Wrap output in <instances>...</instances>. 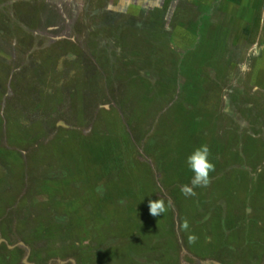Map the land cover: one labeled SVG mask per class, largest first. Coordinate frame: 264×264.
Instances as JSON below:
<instances>
[{"label": "rangeland", "instance_id": "obj_1", "mask_svg": "<svg viewBox=\"0 0 264 264\" xmlns=\"http://www.w3.org/2000/svg\"><path fill=\"white\" fill-rule=\"evenodd\" d=\"M249 1L251 6H249L248 17L241 18L239 15L234 19L232 16L229 17L228 11H226L230 6L229 3H233L232 0H184L175 4L173 10L170 9L172 2L169 3V0L164 1L161 6H152V4L155 5V1L152 0L150 3L148 2L150 6H144L141 0H0V64L5 69L0 74V97L6 100L0 104V127L3 126L4 130L5 128L10 129V124L5 122L12 121L15 131L10 141L17 147V150L8 148L11 151H4L0 148V154H5L9 158V165H4V158L0 160V207H2L0 223L6 217H11L8 237L10 236V240L14 243L12 244L9 240L6 242L2 238L4 243L1 244L13 246L14 251L25 247V244L23 246L19 244L23 241L16 242L18 237L15 234L18 233L17 228L21 223V231L24 233L22 236L29 233L41 235L44 231L54 237L57 234V229H64V234L67 236L64 243L69 246L66 253L70 252L73 247L80 251H93L95 249L93 246H99V243L93 240L90 243L85 241L81 243L78 235L77 237L69 235L71 230L75 228L77 231V228L80 227V223L75 224L73 217L65 216L60 211L47 210L46 213L49 216L45 218L46 215L41 210L26 209L20 205L24 198L29 203L32 197L38 195L39 188L32 186L31 183L55 175V171L51 168L41 166L44 160H50L45 157L46 155L50 154V157L56 158L53 152L48 151V145L52 144L60 134L62 137L68 138L66 141L79 140L78 138L90 135H93V139H95L94 137L97 138L104 134L111 138L121 137L125 134L129 141L128 144L115 142V146H117L114 147L116 150L122 149L125 154L131 152L136 156L137 152H141V147L137 148L136 153L130 149L132 136L138 137L139 144L144 143V147L145 145L156 147V149L157 147L161 149V146L166 147L162 142L167 143L169 139L176 138L182 133L178 127L165 126L161 123L164 116L160 114L159 109L165 105L164 97L169 96L168 106L174 107L173 110L168 109V115L173 114L175 108L179 114L182 113L179 111V105L176 104L178 107L173 106L175 94L172 95V91L176 89V95H180L183 85L180 78L174 75L169 67L175 66L183 73L193 76L192 71L184 70L183 67L181 69L182 57L178 59L173 57L175 56L174 51L180 49L179 53L184 52L182 50L190 47L191 43L192 50L193 42L197 41L200 46L205 45L206 41L203 37L207 32L209 35L213 33L211 35L213 37H218L219 43H224L226 37L227 46H230L231 50H233L232 46H241L240 57L232 59L233 64L235 65L236 62V64L239 63V66L238 69L235 68L236 72L232 71V73L241 72L242 74L237 77L235 82L231 79L232 83L227 82L222 87L225 89L223 92L225 96L231 97L236 103L235 108L234 110L228 108V112H225L226 107L218 108L220 113L218 121L223 120L221 112H224L225 115L232 116L234 123L240 122L248 125L243 121L245 115L240 111L242 107L253 106V104V110L256 113H261L262 110L254 103V98L259 97L256 96V93H264L263 78L262 82L260 81V74H264V0ZM30 4L39 6L41 14L39 21L35 26L33 25V33L28 29H23L24 40L27 38L26 33L34 34L35 37L32 40L34 45L29 50L30 59L27 62L29 64L31 61L34 65L28 71L29 73H25L21 72L22 69L18 66L20 65L19 60L18 58L14 59L11 51V48H15V44L21 38L20 33L16 31V26L11 22H17L20 28L21 26L28 28L25 23H21L18 12V18L13 13L16 11H14L16 6L25 9L29 8ZM4 13L13 14L15 17V19H10V27L6 25L9 18L4 17ZM53 15L55 17H52ZM245 22L251 25V32L243 31ZM115 26L121 31L122 40L128 42L127 45L120 42H118V46L114 45V39L111 38L114 35L113 28ZM108 28H111V32L106 30ZM196 28H198L199 35L193 37L191 34L194 35L197 31ZM11 31L12 33H10ZM230 31H232L231 34ZM226 33H228L229 39ZM232 39L235 42H232ZM36 40L37 42H35ZM165 43H171L168 46L170 52L168 51L167 59ZM111 44L113 47L110 51L108 47ZM173 44H177L180 48H174ZM53 45L54 47H52ZM212 46L217 47L218 43H213ZM206 48L208 47H200V52ZM119 49L121 51L116 54L114 51ZM47 54L50 55L51 61H48L44 66L43 59H46ZM82 57L86 59V63L84 62L82 67L75 66V63ZM255 61H258L257 65L254 64ZM254 68L256 70L251 73L252 77L247 78L246 71ZM59 74L62 76L57 80L55 75ZM158 76L162 77V84L157 87ZM175 79L177 80L176 85L174 84ZM47 81H49L48 85H46ZM155 88L161 93L156 102L149 100L150 105L145 103L143 107L137 106V103L140 104L142 100H146V93L155 90ZM32 91L36 98L30 94ZM245 91L254 93V96L240 98L239 101L238 97H241ZM17 94H21L20 100L28 104L26 108L7 104L8 101H13ZM46 94L48 96L45 97ZM31 96L34 102L37 101L36 104H33ZM215 98L214 102L217 100ZM221 102L219 99V102L216 103L220 104ZM239 113L240 115H238ZM188 114L180 115L185 117ZM245 118L249 123H253L250 115L247 114ZM224 121L227 122L225 119ZM259 123L264 124V118ZM218 135H220L219 132ZM57 143L59 142L57 141ZM68 150H72L69 145ZM42 155L44 159H42ZM153 156L149 153L148 157L137 158L147 162L146 165L152 170L151 173L155 172ZM12 157L20 158L18 167L12 164V160H14ZM32 157H35L34 161H32ZM32 166L39 167V178L32 179L33 176L29 172L32 171ZM15 171L22 175L21 182L23 184L15 186L18 179L15 178ZM3 172H5L4 175ZM159 177V174L158 178L153 176V182L157 189L151 193L153 195L150 200H163L167 207V211L163 214L169 217L165 219L163 214L153 217L150 215L148 207L146 210L140 209L139 213L132 211L133 220L139 218L137 225L145 227L149 234L155 238L150 240L154 245L150 244L147 248V252H151L152 256H150V261L144 259L140 261L141 264H158L157 261L163 258V264H177L175 259L178 258V254H180L178 264H239L238 259L242 264H260L264 253V200L262 198L263 203L257 201L259 208L250 209L245 198L234 201L232 206H228L224 199H217V195H213L212 201L217 199L219 207L214 208L213 213H208L211 209H208L209 206L206 204V195L196 192L195 201L202 204V208H198L194 213L199 216L200 221L198 223L187 222L188 227L185 229V220L181 218L185 205L177 204L176 195H171L168 190H164L165 186ZM221 178H218L219 181ZM72 186L78 187L79 185L75 186L73 182ZM73 187L65 191L60 189L59 193L62 192V194L57 201L66 208L69 207L67 203L72 202L77 207L72 215L89 212L88 205L83 206L82 204V201L87 199L77 188ZM204 189L198 188V191L202 192ZM228 189L230 192L233 191L231 184L220 186L222 194H226ZM3 193H9L14 197L9 199L10 204L7 205L9 202L8 199L2 197ZM41 196L43 198H39V201L46 202L48 200L47 195L41 194ZM142 196L145 198V194ZM209 200L211 199L209 198ZM234 205L237 207L234 208ZM207 214H209L208 219ZM36 216H39V221L35 219ZM87 219L88 217L85 220L87 221ZM218 219L220 223H216L219 224L216 227V224L213 225V221L217 222ZM250 219L256 221L251 222L250 225L248 222H244ZM16 222L19 224L15 225ZM98 225L100 226H95L96 236L105 238L106 226ZM190 236L196 237L195 242H190ZM38 245L40 247L48 246L40 239ZM86 245H90V247L86 248ZM246 246L250 249H247ZM49 248L52 249V246ZM107 251L109 252V250ZM0 252H2V256H9L2 250ZM16 252L14 253L16 254ZM128 254L116 250L114 258L117 260L118 256L123 264H132V257L130 258ZM174 254L177 255V258ZM194 255L196 256L193 257ZM184 256H188V263L182 260ZM22 257L25 256L22 255ZM107 258H109L108 255ZM58 260L53 262H64ZM0 262L2 263V261ZM262 262L264 264V257ZM81 263L99 264L100 260L97 261V259L91 258V254L84 253ZM104 264L109 263L106 261Z\"/></svg>", "mask_w": 264, "mask_h": 264}, {"label": "flooded vegetation", "instance_id": "obj_2", "mask_svg": "<svg viewBox=\"0 0 264 264\" xmlns=\"http://www.w3.org/2000/svg\"><path fill=\"white\" fill-rule=\"evenodd\" d=\"M32 5L33 4H30L29 8L26 7L25 9H20L21 7L16 6L14 9V11L16 10L13 13V14H16L15 17L18 18V16H17V12H18L19 17H21V20H20L21 23H23V24L25 23L28 26V28H23V26H21V28H20L17 25V22H15V23L11 22L12 25L16 26V31L18 33H20L21 36H25L23 29H28L31 33H33V28L36 25V23L39 21L38 19L40 18L41 10L38 9L39 6L33 5V7L35 6L33 8ZM34 13L38 14L37 15L38 19L35 18ZM13 14L12 15H9V14L7 15L6 13L3 14L4 17L9 18L7 21V24H6L9 27H10V19H15ZM46 16H47V14H46ZM49 16H51V15H49ZM52 17H55V16L53 15ZM48 19H50V17H48ZM4 27H5V25H4ZM116 27L117 26H115V28H113L115 30L113 32V34H114L113 36H115V37L113 38V36H112V38H111V39H114V43H115L114 45H117L118 42L127 45L128 42L126 43L124 40H122L123 36L120 35L121 31H119V29H117ZM196 29H197V31L194 33V35L191 34V36L198 37L197 36V35H199L198 34L199 33L198 28H196ZM231 29L234 32L233 27H231ZM106 30H110V28H108ZM10 33H12V31ZM207 33L205 36L204 35H202V36H204L205 39L206 38L208 39V37H210V40L209 39L206 40L207 42L203 46H200L198 41L196 43L193 42L194 47L192 48V50H191V45H192V43H191L190 47H186V49L182 50L184 52L179 53L180 47L177 44H175V45L173 44L174 48L179 49L178 51H174L175 56H173V57H175L176 59H178L179 57H182L181 69H182L184 64H188L189 65L188 71L193 72V76H190L186 73H183V71L176 69L175 66L169 67L171 69V71L174 72V75H177L180 78V81L183 85V90H182L180 95L186 96L188 94L190 95L193 92V94L195 95V97L198 101L197 102L190 101L189 103L191 105V110L189 112H187L189 114L186 115L185 117L184 116L181 117L178 114V111L176 110V108L174 109L173 114H171V115L167 114L168 109L173 110L172 108H174V107H172V105L168 106L169 105V103H168L169 96L164 97L165 105L161 109H159L160 114L162 116H164V120L161 121V123L164 124L165 126H171V127H175V128L178 127L182 130V133L180 136H178L176 138L169 139L167 143L162 142V144L166 146L164 151H169L170 154H172L173 156H176L179 153V155L185 156V158H186L195 148H197L203 144H207L209 149H210V156H211V154H212V156L214 154L218 160H221V158H223L224 155L231 158L230 167L226 169L225 173L218 174V175L211 177V184L205 189V194H206V199H207L206 204H207V206H209L208 209H211L210 212H208V213H213V209L216 207H219L217 199H221V198L225 200V203L228 206H232L233 205L232 203H234V201H238V200L245 198V200H246L245 202L248 203V205L250 206V209H253V208L257 209V208H259L257 201H261L263 203V200H264V172L257 173V168L264 166V136H263L264 135L263 134L264 124L259 123V122H262V119L264 118V93H256V96H259V97H255L256 99L254 98V100H255L254 103L257 104V107H259L260 110H262L261 113H256L253 110L254 104H253V106L248 105V106H244L241 108L242 110L240 111V113H243L245 116L247 114L250 115V119L253 121V123H249V121L246 120L245 116H244L243 121L245 123H247L248 125H245L243 123L241 124L240 122L234 123L232 121V116L230 114H228V116H227L224 114V112H221V116L223 117V120L218 121L219 120L218 116H220V113L218 112V108L223 107V109H224L226 107L225 112H228V108L229 109L233 108V110L235 108L236 103L234 102V100L231 97L227 98L225 96V94L223 93V92H225V89H223L222 87H223V84L226 85L227 82L232 83L231 79L233 80V82H235L237 80V77L241 76V74H242L241 72L240 73H238V72L232 73V71H233L232 66H234L236 69H238L239 63L236 64V62H235V65H237V66H235L233 64L232 59H233V57H240V53H241L240 47L241 46H239V45H238V47L232 46L233 50H231V47L227 46L228 43H227L226 37L224 38L225 39L224 43H219V41L217 39L218 37L211 36L213 33L211 35H209ZM226 34L228 37V33H226ZM131 35H132V33H131ZM26 36H27V38L25 40V43H26L25 48H23L21 44L17 43V48H16L14 58L15 59L18 58V60H19L18 63L20 64L18 66L21 67L20 68V69H22L21 72L29 73L28 71L31 70L32 62L30 61L29 64H27V62L30 59L29 50L32 49L33 44H34V41L31 40L32 37H34V34L30 35L29 33H26ZM126 36L128 37L130 35H126ZM228 39H229V37H228ZM213 43H218V46L217 47L212 46ZM120 45H122V44H120ZM163 45H164V43H163ZM170 45H171V43H169V44L165 43L164 49L166 51V59H167L168 51H169L168 46H170ZM52 47H54V45ZM112 47H113V44H111V46L108 47L110 51L112 50ZM200 47H208V48H206L205 50L200 52ZM118 51L120 52L121 50L120 49L115 50L114 52L117 54ZM186 54H192V55H186ZM170 56H172V53H170ZM188 56H191L189 61L187 59ZM246 58H247V56H246ZM85 60L86 59L84 57H82L80 60L77 61V63H75V66L79 65L80 67H82L81 65L84 64V62L86 63ZM183 60H184V62H183ZM45 61H47V63H48V61H51V57L49 54H47L46 59H43V64H45ZM246 61H247V59H246ZM25 62H26V64H23ZM257 63H258V61L254 62L255 65H257ZM110 64H111V66H113L112 63H110ZM246 64H247V62H246ZM70 65L72 66V64H70ZM114 65H116V64H114ZM255 65H254V67H255ZM109 69H111V68H109ZM3 70H5V69H4L3 65L0 64V74L3 72ZM194 70H196V71L194 72ZM255 70H256V68H254L253 70L252 69L248 70V72L246 71L247 78H251L252 77L251 73H253ZM55 76L57 77V80H58L62 75L59 74V75H55ZM158 78H159V83L156 85L157 87L160 84H162V77L158 76ZM262 78L264 80V74L263 73L260 74V81L261 82H262ZM184 81H185V83H184ZM48 83H49V81H47L46 85H48ZM54 83H55V81H54ZM174 84L175 85L177 84L176 79L174 80ZM261 86H262V84H261ZM132 87L134 89L133 85H132ZM262 88H264V86H262ZM30 90H32V89L30 88ZM56 90H58V89H56ZM175 90L176 89H173L172 95L175 94V103L177 104V101H178L180 95L179 94H178L179 96L176 95ZM135 92L136 91L134 89V93ZM30 94L34 95V92L33 91L30 92ZM160 94L161 93H159L157 91V88H155V90H153L149 93L148 92L146 93V95H145L147 97L146 100L148 99L147 101L151 100L152 102H156V100L160 97ZM20 96H21V94H17V97L13 101H8L7 104L20 106L21 108H26V106H28V104L23 102V100H20V98H21ZM46 96H48V95L46 94L45 97ZM251 96H254V93L251 94V93L245 91L241 97H238V99L240 101V98H246V97H251ZM131 97H132V95H131ZM31 98L33 100V104L34 103L36 104L37 101L34 102V99L32 96H31ZM35 98H36V96H35ZM214 98L217 99L215 102H214ZM219 99H220V101H222L220 104L216 103L217 101L219 102ZM3 100L4 99L0 97V104ZM4 101H6V100H4ZM131 101H132V99H131ZM186 103L187 102H185V101L180 102L181 105L186 104ZM146 104L150 105L151 103L149 102ZM33 107H36V106L33 105ZM240 113L238 115H240ZM177 119H178V121H177ZM224 119L227 120V122H225ZM5 123L10 124V129L5 128V130H4L3 126L0 127V148H1V150L3 149L4 151H11L10 149H12V148L16 149L17 148L14 145V143L10 141L13 138L12 135L15 131V127L12 125L11 120H7V122H5ZM218 132L220 135H218ZM216 133H217V135H216ZM65 137L66 136L62 137L61 134L58 135V137L55 138V141L52 144L48 145V151L50 150L55 155L62 153L64 151V149H62V144L68 142V141H66V140H68V138H65ZM86 137L87 136L82 137V138H86ZM102 137H103V139H101V141H103V142L105 140H111V137H108L107 134L102 135L101 138ZM82 138H78L79 139L78 141H85L86 140V139H82ZM94 138H96V137H94ZM97 138H100V137H97ZM57 141L59 143H57ZM93 141H95V139L91 140L90 142H93ZM118 141H119L118 138H115V139L112 138V140H111L112 145L109 144L110 149H114V147L117 146V145L115 146V142H118ZM138 141H139L138 137L134 138V136H132V143L130 142L131 143L130 149L132 151H135V153H136L137 148L141 147V152H139V153L137 152L136 156L134 153H129L126 155L127 156L126 159L136 160L137 158H140V157L143 159L144 156L148 157L149 153H151L152 155L154 153V155H155L158 152V150H161L158 147H157V149H156V147L152 148L150 145L149 146L145 145V147H144V143L142 145H140L139 144L140 142H138ZM31 145H32V143H31ZM26 146H28V145L26 144ZM161 147H163V146H161ZM8 148H10V149H8ZM114 150H116V149H114ZM69 151L70 150H68V152ZM101 151H103V148H101ZM173 153H175V154H173ZM132 154L134 155V158L131 156ZM179 155L176 156V158H177L176 164H178ZM45 157L50 158V160H44L41 163V166H47V167L51 168L52 170H54L56 175H54L52 177V179L54 178V180H60L61 178L55 179L57 177V174H60L58 162L55 161V158L50 157V154L46 155ZM3 158H4V160H3L4 165H9V161H8L9 158L7 157V155L0 154V160ZM100 158H102V157L101 156L98 157V160ZM116 158H117V155L114 157L113 160H116ZM42 159H44L43 155H42ZM34 160H35V157H32V161H34ZM137 161L139 163H142L143 165L147 164L146 161L143 162V161H140L139 159H137ZM96 165H97V168H100L99 161L96 163ZM147 168H148L147 172L144 171L142 166H139L137 168V171L134 173V176L136 179H139V181L141 182V186H140V188L131 187L130 191H129L130 193H133L137 190H142L144 188V184H146L147 180L150 179L148 176H151L152 181H154L155 176L158 178V174H159V176H160L159 180L160 181L163 180L164 175L161 171H158L156 169L157 171L155 170L154 173L153 172L151 173L152 170L149 169V167H147ZM155 168H156V166H155ZM63 169L65 170L64 171L65 173L66 172L68 174L70 173L67 168L63 167ZM105 171H106V174H100V175L102 177H106V178L108 177V179L111 180V175H112L111 172L108 171V168H106ZM29 172H30V175L33 176L32 179L39 178L38 177L39 170L36 169L35 166H32V171L30 170ZM227 173L232 174L233 178L231 180L230 179L228 180L225 178V175ZM4 174H5V172H3V175ZM73 175H75V173ZM153 176H154V178H153ZM167 176L169 178V172L167 173ZM254 176H255V178H254ZM15 177H16V175H15ZM219 177H222L221 180L224 179V182H226V183L228 182L231 184V187L233 189L232 192H230L229 189L227 190L226 194H222L220 192L221 191L220 186L221 185L223 186L226 184L225 183L222 184V181H219V179H218ZM113 178H116V180L119 181V178H117L115 175H113ZM48 179L51 180L50 177H48ZM172 179H173V177H172ZM172 179H171V182L170 181L167 182L168 187L171 189L168 191L169 192L172 191V194L176 195V197L178 199L177 204L180 203V206L185 205L183 210H182V213H181L183 217H181V218H184V220L189 222V223H192V222L198 223V221H200L198 219L199 216H197V214H195L194 211H197L198 208H202V204H199V202H196L195 197H187L186 198L184 195H182L180 190H179L180 186L182 184L180 182H178L176 179L174 181H172ZM121 180L124 182L125 186H127L128 183H130L132 180L131 174L124 176L123 178H121ZM34 183L35 182L31 183L32 186ZM21 184H23V182H21ZM24 184L26 185L27 183H24ZM57 184L53 187L51 193H49L53 197L57 196V193L60 191V189H65L62 187L63 185L59 186ZM218 184H220V186H218ZM69 185H67V186H69ZM213 195H217V199L214 201H212ZM2 197L4 199L14 198V197H12V195L10 196L9 193H3ZM121 198L123 201V206L121 207V209L123 208V213H124L123 216L126 213H128L130 216V218L128 219L129 224L127 226L132 225L131 232H128L126 230V228L123 227L120 231L122 236H119V237L112 236L110 238H107L108 232H106L105 238H103L102 236L94 237L95 242L99 243L98 244L99 246L98 247L93 246L95 248L93 251L77 250L78 253L75 254L73 251L74 247L71 249L70 252L66 253L67 248L69 246H67L68 244L64 243V240H65L64 237L66 236L64 234L65 233L64 229L60 230V228H59L56 230L57 234H55L56 237H54L53 241H51L49 234H46L44 231H42L41 239H40L41 242H45L46 244H48V246H46V247L52 253L62 252V253H58L57 255H55L56 257H53V258H50L49 260H47V264H59L57 262H53L56 259L64 261V262H62V264H74V263L80 264L81 258L84 257V253L91 254V258L97 259V261L100 260L99 264H102L101 261H104V262L107 261V263H109V264H123L120 257L117 256V260H115L114 256H116V255L112 254L111 251L107 254L109 256V258H107V255H106L107 251H105L106 240L107 239L118 240V238H120V240H118V242H119L118 246L121 248H125L124 251H126V253L129 252V257L130 258L132 257V264H138L139 263L138 259H137L138 256L142 257L143 260L148 259L150 261L151 252H147V248L151 244L150 240L155 239V238H153L151 234L138 233L137 232L138 230L145 231L147 229L145 227L135 226V224H137V221L139 220V218L133 220V212H132V211L136 210V207H140L142 209V207L144 206V210H146L149 202L145 201L143 203V205L136 206L131 200H129L131 198V195H129L127 197L125 195V193H123L121 195ZM209 198L211 200H209ZM124 201H126L125 204H124ZM4 203H6V202H4ZM10 203L11 202L7 203V205ZM236 207H237V205L234 208H236ZM176 210H177V208H176ZM178 214L180 215V212H178ZM142 215H143V213H142ZM193 215H194V217H193ZM208 216H209V214H207V219H208ZM118 220H120L122 224L125 222L124 218H120V219L117 218V221ZM254 221H256V220H254ZM254 221H252L250 219V220H247L244 222H248V224L250 225V223L254 222ZM246 230H248L247 227H246ZM0 234H1V231H0ZM16 234L20 235L19 233H16ZM18 235H16L18 237L16 242L17 241L19 242L22 240ZM51 236L53 237L52 234H51ZM2 238L6 242H8L7 240H9V242L14 244L13 241L10 240V236L8 237V234L6 235V237H3L1 234L0 240ZM111 243H113V242H111ZM22 244H24V243L22 242ZM152 245H154V243L151 244V246ZM50 246H52V249L49 248ZM2 247H4L7 251H13V249L9 250L5 244H1L0 249ZM246 248L250 249L248 246H246ZM19 249L21 250L22 255H24V256H30L31 255V249L27 245H25V247L19 248ZM3 253H5V252H3ZM0 254L2 255V252H0ZM5 254H7V253H5ZM115 254H116V251H115ZM134 254H136L138 256H135ZM86 256H87L86 258L88 259L87 254H86ZM174 256L177 258L176 254H174ZM195 256L196 255H194L193 257H195ZM6 257L7 256L4 255L1 257V259L3 261H7ZM187 257L188 256H184L182 260H184L188 263L189 261H188ZM263 257H264V253L262 254V258L260 259V264H263V262H262ZM178 258H180V254H178ZM178 258L175 259V262L177 264L179 263V260H180V259L178 260ZM83 260H85V259H83ZM163 261H164V258L157 261V263L163 264ZM20 262L22 264V259L20 260ZM237 262H239V264H242V262L239 259Z\"/></svg>", "mask_w": 264, "mask_h": 264}, {"label": "trees", "instance_id": "obj_3", "mask_svg": "<svg viewBox=\"0 0 264 264\" xmlns=\"http://www.w3.org/2000/svg\"><path fill=\"white\" fill-rule=\"evenodd\" d=\"M37 15H38L37 13H34V16L36 19H38ZM110 32H111V28H110ZM24 38L25 36H21L19 42H17L21 44L23 48H25V44H26ZM208 39L210 40V37H208ZM10 42H11V39H10ZM17 43L15 44V48H11L13 55H15ZM186 55H192V54H186ZM190 58L191 56L187 57L188 61ZM46 64H47V61H45L44 66ZM33 65L34 63H32V66ZM183 69L188 70L189 65L184 64ZM182 101H185L187 103L181 105L180 102ZM190 101H193V102L198 101L195 95L193 94V92L190 95L188 94L186 96L180 95L177 101V105H179L181 109L180 107L176 105V103L173 106L176 105L179 108L180 112H182L180 114L185 115L187 114V112L191 110V105L189 103ZM145 102L149 103L150 101L142 100L140 104L137 103V106L141 105L143 107ZM183 115H180V116H183ZM112 138L113 139L118 138L119 139L118 143L125 142V145L126 143L128 144V138L126 137L125 134L122 135L121 137H112ZM82 139H86V140L78 141L77 139H74L73 141L71 140L66 143H63L62 149H64V151L56 155L55 161L58 162L60 174H57V177L55 179H60V178L61 179L60 180H54V178L52 179L54 175L48 176L51 178V180H49L48 177L41 178L40 181L38 180V182H35L33 184V186H36L37 188H39L38 195L37 196L35 195V197H32L29 203L26 202L25 201L26 198H24L21 201L20 205L25 207L26 209H33L36 211L41 210L43 214L46 215L45 218L49 216L48 213H46L47 210H54L57 212L60 211L65 216L73 217L75 220V224L80 223L79 224L80 227L77 228V231H75V228L71 230L69 235L71 234V237H74V236L77 237L78 235L81 239V243L83 241L88 242V243L92 242V240L95 241L94 237H97L95 226H100L98 224H102V225L104 224L106 226L107 232H108V238L112 236L114 237L122 236L120 231L123 227H125L128 232H131L132 225L127 226L129 224L128 219L130 218V216L128 213H126L123 216L124 214L123 208L121 209V207L123 206L121 195L123 193H125L127 197L131 195V198L130 199L128 198V199L131 200L136 206L143 205L145 201H148V202L150 201L151 196L153 195L151 193H153V191L157 189V186L152 181L151 176H148L150 179H148L147 183L144 184V188L142 190H137L133 193L129 192L131 187L140 188L141 186V182L139 181V179H136L134 176V173L137 171V168L139 166H142L144 171L147 172L148 166L143 165L142 163H139L137 160H134V159H126L127 158L126 155L128 153L126 152L125 154L124 151H122V149H118V150L110 149L109 144L112 145L111 140L104 139L105 141L103 142L101 141L103 137L101 138L100 136V138H95V141L90 142L91 140H93V135L87 136L86 138H82ZM68 145L71 146L72 148V150H70L69 152L67 150ZM101 148H103V151H101ZM164 149L165 147L163 146L161 147V150H158V152L154 156L152 155L153 156L152 160L154 162V165L156 166L155 170L157 169L158 171H161L164 175V178L161 181L165 186V188L163 187L164 190L166 189L171 190L168 187L167 182L168 181L171 182L172 177H173L172 181L176 179L182 185L189 184L190 179L192 177V173L191 171L188 170V168L185 165V159H186L185 156L179 155L178 153L176 155V156L179 155L178 164H176L177 162L176 156H173L172 154H170L169 151H164ZM116 155H117L116 160H113ZM100 156L102 158L98 160V157ZM131 156L134 158L133 154ZM12 159H14L12 160L13 162L12 164H14L15 167H18V165L20 164L19 159H17V157H12ZM209 159L215 165V171L210 173L211 177L218 175V174L225 173L226 169L230 167L231 158L227 157L226 155H224L223 158H221V160H218L214 154L213 156L211 154ZM98 161H99L100 168H97V165H96ZM63 167L67 168L70 173L69 174L67 172L65 173L64 172L65 170L63 169ZM38 168L39 167H36V169ZM106 168H108V171L111 172L112 174L111 180H109L108 177L106 178L100 175V174H106V171H105ZM168 172H169V178L167 176ZM74 173L75 175H73ZM128 174H131L132 180L130 183H128L127 186H125L121 178H123L124 176ZM14 175H16L15 177L16 179L18 178L17 181L15 182V186L18 184H21V179L23 178L22 175L21 174L19 175L17 171L14 172ZM113 175L119 178L120 182L117 181L116 178H113ZM225 178L228 180L229 179L231 180L233 177H232V174L227 173L225 175ZM221 181H222V184L223 183L230 184L228 182L227 183L224 182V179ZM73 182L75 186H77L78 184L80 186L73 187L72 186ZM56 184L59 186L63 185L62 187L65 188L63 191L69 189L71 186L73 188H77V190H79L80 193L87 199L85 201H82V204L83 206L88 205L89 212H83V214L76 213L75 215H72V213H74V211H76L77 209V207H75V205L72 202L67 203L69 204V207L66 208V207H63L59 203V201H57V199H59V197L61 196L62 192L61 193L58 192L57 196H54V197L49 194L51 193L53 187ZM218 186H220V184H218ZM205 189L202 192H199L198 188H196L195 191L199 194H205ZM41 194L47 195L48 200L46 202L39 201V198L40 199L43 198ZM144 194H145V198L142 196ZM170 194H172V191H170ZM125 203L126 201H124V204ZM64 208L66 209L64 211H61V209H64ZM140 209H141L140 207H136L135 212L139 213ZM142 209H144V206L142 207ZM1 211H2V207H0V212ZM38 217L39 216H36L35 219L39 221ZM87 217L88 219L86 221L85 219ZM163 217H165L166 219L169 216H166V214H163ZM117 218L119 219L124 218L125 222L122 224L120 220L117 221ZM216 223H220V220L218 219L217 222L216 220L213 221V225H215ZM14 224L18 225L19 222H16ZM10 225H11L10 216L1 220L0 231L3 237H6V235L9 234L8 231L10 230ZM135 226L140 227L137 224H135ZM215 226L218 227L219 224H216ZM145 231L138 230L137 232L149 234L148 230H145ZM17 232L20 235L18 234H15V235H18L22 239L21 241H23L24 244L30 247L31 249V255L28 256L29 262H34L36 264H47V260H49L50 258L56 257L55 255H57L58 253H62V252L52 253L47 247H40L38 245V241L39 239H41V235L39 234L29 233L28 235L22 236L24 233H22L21 231V223H20V226L17 228ZM54 237L50 236L51 241H53ZM152 237L154 236L152 235ZM64 238L66 239L67 236H65ZM118 245H119L118 240L107 239L105 251L109 250V252L111 251L112 254H114L116 250H120V252L123 251L125 254L129 253V252L126 253V251H124L125 248H121ZM88 247H90V245H86V248ZM43 248H47V249H43ZM0 250L9 254V256L6 257L7 261H3L1 259L2 255L0 254V261H2V263L0 262V264H20L19 262L22 259V255L20 256L16 255L20 253L22 254L19 248L15 250V252L18 251L16 252V254L14 253V250L7 251L4 247H2ZM77 250L79 249L74 248L73 251L75 254L78 253ZM109 252L107 251L106 255ZM134 255L138 256L136 254ZM137 259L139 262L138 264H141L140 261L143 260V258L138 256ZM101 262L102 264H104V261H101Z\"/></svg>", "mask_w": 264, "mask_h": 264}, {"label": "clouds", "instance_id": "obj_4", "mask_svg": "<svg viewBox=\"0 0 264 264\" xmlns=\"http://www.w3.org/2000/svg\"><path fill=\"white\" fill-rule=\"evenodd\" d=\"M210 149L207 144L195 148L185 159V165L192 173L190 183L180 186V192L187 197L197 195L196 188H206L211 184L210 173L215 171V165L209 160ZM264 172V166L257 168V173ZM255 178V176H254ZM170 203V202H169ZM148 210L151 216H160L167 211L163 200L149 201ZM187 221L184 222V228L187 229ZM190 242H195L196 237L190 236Z\"/></svg>", "mask_w": 264, "mask_h": 264}, {"label": "crops", "instance_id": "obj_5", "mask_svg": "<svg viewBox=\"0 0 264 264\" xmlns=\"http://www.w3.org/2000/svg\"><path fill=\"white\" fill-rule=\"evenodd\" d=\"M142 2V4H144V6H146V5H148V6H150V2H151V0H141ZM152 1H155L154 3H155V5H153L152 4V6H161L162 4H163V2L164 1H168V0H152ZM184 0H169V3H171L172 2V6H171V10H173L174 9V6H175V4L177 5L179 2H183ZM246 1V2H245ZM149 2V3H148ZM232 2L233 3H229L230 4V6L228 7V9H226V11H228V16L229 17H234V19H236V18H238V16L240 15V17L242 18H247L248 17V14H249V11H250V7L249 6H251V4H250V1L249 0H232ZM174 4V5H173ZM246 11V13L244 14V12ZM233 12V13H232ZM238 13H242V14H238ZM256 16V15H255ZM257 17V16H256ZM249 26V27H248ZM251 25H249V23L248 22H245V23H243V31L244 32H246V33H248L249 31L251 32V27H250ZM252 29H254V28H252ZM255 30V29H254ZM230 34L232 33V31H230L229 32ZM240 33V32H239ZM259 33V32H258ZM34 38L32 37V39L31 40H33ZM203 39L206 41V40H208L207 38L205 39L204 37H203ZM233 40V39H232ZM35 42H37V40L35 41ZM207 42V41H206ZM232 42H235L234 40L232 41ZM34 45V44H33ZM36 46H38L37 44H36ZM17 55V54H16ZM233 72H236V70H235V67H234V69H233ZM184 83H185V81H184Z\"/></svg>", "mask_w": 264, "mask_h": 264}, {"label": "water", "instance_id": "obj_6", "mask_svg": "<svg viewBox=\"0 0 264 264\" xmlns=\"http://www.w3.org/2000/svg\"><path fill=\"white\" fill-rule=\"evenodd\" d=\"M1 243H4V241H3V240H0V244H1ZM20 244H21L20 246H23L22 243H20ZM7 248H8V249H13V246H8V245H7ZM27 260H28V256H25V257L23 258V260H22V264H31V263H29ZM59 264H62V262L59 263Z\"/></svg>", "mask_w": 264, "mask_h": 264}]
</instances>
